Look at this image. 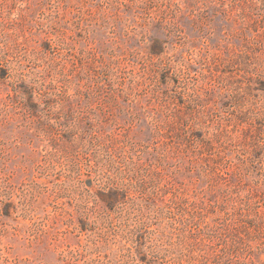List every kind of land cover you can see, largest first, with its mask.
Instances as JSON below:
<instances>
[{"label": "rangeland", "instance_id": "obj_1", "mask_svg": "<svg viewBox=\"0 0 264 264\" xmlns=\"http://www.w3.org/2000/svg\"><path fill=\"white\" fill-rule=\"evenodd\" d=\"M0 264H264V0H0Z\"/></svg>", "mask_w": 264, "mask_h": 264}, {"label": "trees", "instance_id": "obj_2", "mask_svg": "<svg viewBox=\"0 0 264 264\" xmlns=\"http://www.w3.org/2000/svg\"><path fill=\"white\" fill-rule=\"evenodd\" d=\"M109 201H106L109 206H112L115 204V202H118L117 198L121 194V191L119 188H114L111 191H109Z\"/></svg>", "mask_w": 264, "mask_h": 264}]
</instances>
